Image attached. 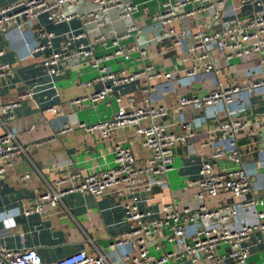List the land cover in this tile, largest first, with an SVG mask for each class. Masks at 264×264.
Here are the masks:
<instances>
[{"label":"built area","instance_id":"built-area-1","mask_svg":"<svg viewBox=\"0 0 264 264\" xmlns=\"http://www.w3.org/2000/svg\"><path fill=\"white\" fill-rule=\"evenodd\" d=\"M84 2H90L96 10L84 14L64 12L66 6ZM114 10L119 12L122 20L131 23L121 34L112 36L111 43L116 48L112 53L95 57L91 45L77 47L70 53L51 51L55 35L41 31L38 38L45 39L46 43L28 47V57L43 53L41 66L50 76L58 75L61 61L88 59L89 65L97 71L96 82H100L103 89L86 98L71 101L70 104L76 108L84 103L94 105L104 100L111 92L104 85L107 81L117 86L145 79V85L154 91L149 83L154 78L164 77L168 82L174 80L177 72L162 74L151 66H144L135 73H115L106 66L112 60L129 61L132 54H138L141 60L146 56L145 49L140 46L142 29L133 21L137 8L130 0H14L0 5V35H6L18 26L21 19L31 24L42 15L56 25L78 19L83 25H94L100 29L105 27L106 17ZM184 21L190 22L189 27L182 31H186L185 35L193 32L191 44L187 46L183 40L177 39L173 48L193 51L192 64L185 70V76L189 79L199 75L212 76L216 82L212 89L199 94L179 95L178 107L208 110L225 105L227 111L233 114L224 122L218 121L216 130L205 133L207 141L200 144V147L208 149V155L201 161L196 175L189 179V186L194 189L191 199L196 207L178 209L172 202L154 213L147 202L154 187L166 185L176 145L192 142L201 135L188 121L179 123L177 133H169L162 124L168 116L164 107H133V100L128 99L129 105L119 107L110 119L92 125L79 124L78 128L87 135L98 134L103 140L117 130L132 128L148 152L147 161L138 164L129 148L115 145L113 166L87 176L73 173L66 179L54 181L52 185L46 183L45 192L35 204L23 208L24 216L29 217L43 213L45 206L55 209L67 195L100 198L111 191L117 198L126 197L122 207L127 229L110 245L117 251L123 249L115 264H247L253 243L257 249L261 245L264 247V194L257 197L251 176L242 165L238 166L241 154L237 141L238 136L245 133L246 123L237 120L239 110L230 107L239 95L252 96L264 90V76L243 85L217 80L221 76L220 69L211 54L215 50L225 62L245 61L252 66V71L264 73V0H166L160 3L151 17V23L161 29ZM176 35L173 29H169L162 30L160 36L162 40H169ZM68 37L62 50L84 37V33ZM120 42H124L123 46L119 45ZM94 43L105 46L106 37L99 35ZM47 49L50 51L45 54ZM229 71L230 68L227 75L232 73ZM12 74L13 67L0 61V81H7ZM80 86L89 87L91 83H80ZM260 96L264 99V93ZM115 102L119 103L120 99L116 97ZM19 107L17 102H0V180L14 163L29 160L30 146L21 144L17 133L9 129V125L12 126L16 120ZM45 112L56 117L60 115L58 107H50ZM261 116L263 119L264 111ZM35 128L31 126L28 129L33 131ZM73 130V127L65 125L57 135ZM216 133L223 140L217 138ZM225 158L232 162L233 168L219 167L218 163ZM29 178L30 175H24L21 180ZM0 264L114 263L102 253L87 254L84 251L44 263L34 249L15 251L0 244Z\"/></svg>","mask_w":264,"mask_h":264},{"label":"crops","instance_id":"crops-1","mask_svg":"<svg viewBox=\"0 0 264 264\" xmlns=\"http://www.w3.org/2000/svg\"><path fill=\"white\" fill-rule=\"evenodd\" d=\"M14 0H0V5ZM129 1V0H125ZM137 10L133 21L142 29L141 48L146 56L141 60L138 54H132L129 61L112 60L106 63L111 71L135 73L144 66H151L162 74L175 73V79L168 82L164 77L154 78L149 83L154 91L145 85V79H137L131 83L114 86L107 81L110 94L102 101L90 105L84 103L76 108L70 103L76 98H86L103 89L96 82L97 71L86 58H71L59 63L58 75H47L41 66L43 53L28 57V47L45 44V39L38 38L41 31L52 32L55 37L51 41V51L72 52L77 47L91 45L95 57L112 53L116 48L111 39L121 34L131 21L120 18L119 12L111 11L106 17L104 28L94 25H83L78 19L68 24H53L40 16L36 22L28 23L21 19L18 26L10 29L6 35H0L1 62L13 67V74L7 81H0V102H17L16 120L9 129L17 133L21 144L30 146L29 160L22 159L14 163L0 180V244L15 251L34 249L44 263L57 261L73 253L84 251L87 254L102 253L112 263L119 260L122 250H114L110 245L127 229L124 223L122 204L126 197L117 198L110 191L100 198L73 194L61 199L55 209L44 207L43 213L24 216L23 208L33 206L37 198L46 190V183L58 179H66L73 173L81 176L94 174L113 166V147L121 145L130 149L138 164H144L148 152L132 128L117 130L106 140L98 134L87 135L78 128L79 124L92 125L108 120L119 107H127L128 99L133 100V107H164L168 111L162 124L169 133L179 131V123L188 121L201 136L184 145H176L174 160L167 173L166 185L154 187L148 197V205L154 213L160 212L163 205L174 202L179 208L196 207L191 199L194 189L189 186L201 161L208 155V149L200 147L207 141L205 133L215 131L219 122L226 121L231 115L225 105L214 109L194 110L179 108L178 96L183 94H199L203 90L214 87L216 80L212 76L199 75L189 79L184 72L192 64L193 51L188 48H173V43L183 40L187 46L191 44V32L185 35V28L190 22L174 23L163 29L151 23V17L158 10L160 3L166 0H130ZM96 10L90 2L78 3L64 8L66 13L84 14ZM173 29L176 37L161 39V32ZM84 33L69 45L62 47L66 36ZM184 34V35H183ZM106 37V45L95 44L96 37ZM193 35V34H192ZM68 37V38H69ZM132 41V39L130 40ZM124 42L119 45L123 46ZM49 49L45 50L47 54ZM213 58L220 69L217 80L240 85L256 81L264 76L263 71L256 73L245 61L225 62L222 55L213 50ZM234 61V60H233ZM232 72L227 75V71ZM264 69V68H263ZM91 83L82 87L80 83ZM264 90L252 96L245 94L230 104L231 109H238L237 120L246 123L245 133L238 136V147L241 154L239 167L245 168L254 183V193L259 197L264 194V99L260 96ZM120 99L119 103L115 98ZM50 107H58L60 115L54 116L45 112ZM69 125L74 128L70 133L57 135ZM35 126L33 131L28 128ZM217 138H222L216 133ZM223 140V138H222ZM40 143L38 147L35 144ZM221 168H233L228 158L221 160ZM38 170L41 177L36 173ZM30 175L26 181L21 178ZM251 248V256L247 264H264V247ZM172 264V263H171ZM176 264V263H173ZM182 264H189L187 262Z\"/></svg>","mask_w":264,"mask_h":264},{"label":"rangeland","instance_id":"rangeland-1","mask_svg":"<svg viewBox=\"0 0 264 264\" xmlns=\"http://www.w3.org/2000/svg\"><path fill=\"white\" fill-rule=\"evenodd\" d=\"M236 61H237V60L231 61V63H232V62H236Z\"/></svg>","mask_w":264,"mask_h":264}]
</instances>
